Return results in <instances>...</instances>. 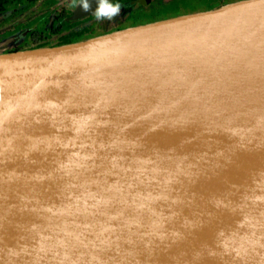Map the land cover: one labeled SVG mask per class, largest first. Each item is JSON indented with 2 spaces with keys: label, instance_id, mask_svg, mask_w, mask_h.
<instances>
[{
  "label": "water",
  "instance_id": "95a60500",
  "mask_svg": "<svg viewBox=\"0 0 264 264\" xmlns=\"http://www.w3.org/2000/svg\"><path fill=\"white\" fill-rule=\"evenodd\" d=\"M0 264H264V0L0 52Z\"/></svg>",
  "mask_w": 264,
  "mask_h": 264
},
{
  "label": "rangeland",
  "instance_id": "374dc122",
  "mask_svg": "<svg viewBox=\"0 0 264 264\" xmlns=\"http://www.w3.org/2000/svg\"><path fill=\"white\" fill-rule=\"evenodd\" d=\"M68 1L69 0H45L33 3L28 2L27 0H9L5 5L6 12L0 14V28L9 26L11 23L16 22V20H21L27 21L30 26H37V29H44V32L48 33L51 29V24L58 25V33H51L49 35H46L45 33V37L42 38V40H45L43 43L44 45H56L60 40L59 34L70 29L76 30L82 22L97 21L100 25L94 27L92 34H84L81 37H71L68 42L77 41L100 33L124 28L126 26L162 19L176 14L208 9L233 0H176L177 4H168V6L159 10H154L152 13L145 16H141L140 14H130V9L136 6L137 3H139V0H110L111 3L115 4L118 2L121 5L119 14L112 19H97L95 11L94 14L74 22L65 19V16L70 14V11L66 10ZM53 2H63L64 5H61L59 8H63L64 12L60 11L59 8H56V11L50 10L49 12V8H53ZM43 15L46 16L43 17ZM8 18H11V20ZM21 41V36H12L5 41H0V52H8L30 47L29 41Z\"/></svg>",
  "mask_w": 264,
  "mask_h": 264
},
{
  "label": "flooded vegetation",
  "instance_id": "af4514ba",
  "mask_svg": "<svg viewBox=\"0 0 264 264\" xmlns=\"http://www.w3.org/2000/svg\"><path fill=\"white\" fill-rule=\"evenodd\" d=\"M27 1L32 2L29 0H27ZM38 1H45V0H36V1H33V3L38 2ZM80 1L81 0H69L67 2L66 10L70 11V14L65 16V19L67 21L74 22V21L82 19L86 16L92 15V14H94V12L98 8L97 7L95 11L88 13L84 16H81L79 18L69 19V17L72 15L73 10L78 6ZM130 1H133V0H130ZM8 2H9V0H6V2L4 3V8ZM168 4L175 5L177 3H176V0H139V3H137L136 6H134L130 9V14L131 13L132 14H140L141 16H143V15L145 16L149 13H152L154 10H159V9H162V8L168 6ZM61 5H64V3L63 2H61V3L53 2V4H52L53 8H49L48 11L49 12H50V10L56 11V8L61 7ZM59 9H60V11L64 12L63 8H59ZM4 12H6V9ZM4 12H1V13H4ZM60 13H59V15H60ZM44 16H46V15H43V17ZM56 16H58V15H56ZM8 19L11 20V18H8ZM98 25H100V23H98L97 21L82 22L76 30L70 29V30L64 31L62 34H59L60 40L56 44L62 43V41L65 37H66V41L68 42L71 37H77V36L81 37L84 34L85 35L86 34H92L94 31L93 30L94 27L98 26ZM83 28H88L89 31L81 33V29H83ZM44 31H45L44 29L43 30H41L40 28L37 29V26H33V25L30 26L27 21L16 20V22L11 23L9 26H5L3 28H0V41H5L9 37H12V36H21L23 42L29 41L30 47H36L38 45L43 46L44 45L43 43L45 42V40H42V38L45 37V33H46V35L47 34L49 35L51 33H58L59 26L51 24V29L49 30V32L47 33Z\"/></svg>",
  "mask_w": 264,
  "mask_h": 264
},
{
  "label": "clouds",
  "instance_id": "9594fccd",
  "mask_svg": "<svg viewBox=\"0 0 264 264\" xmlns=\"http://www.w3.org/2000/svg\"><path fill=\"white\" fill-rule=\"evenodd\" d=\"M83 7L85 10L89 8L88 0H83ZM121 10L120 3H111L110 0H99V6L95 12L97 19H112L119 14Z\"/></svg>",
  "mask_w": 264,
  "mask_h": 264
},
{
  "label": "trees",
  "instance_id": "16d2710c",
  "mask_svg": "<svg viewBox=\"0 0 264 264\" xmlns=\"http://www.w3.org/2000/svg\"><path fill=\"white\" fill-rule=\"evenodd\" d=\"M29 1H36V0H29ZM6 2V0H0V13L1 12H4L5 11V8H4V3ZM87 31H89V29L88 28H83V29H81V33H83V32H87ZM79 34V33H78ZM67 41H66V37L63 39V41H62V43H66ZM38 46H40V45H38Z\"/></svg>",
  "mask_w": 264,
  "mask_h": 264
},
{
  "label": "bare ground",
  "instance_id": "6f19581e",
  "mask_svg": "<svg viewBox=\"0 0 264 264\" xmlns=\"http://www.w3.org/2000/svg\"><path fill=\"white\" fill-rule=\"evenodd\" d=\"M95 0H88V3H89V7L93 4V2H94ZM81 11L83 12V11H85V9H84V7H83V2H82V4H81Z\"/></svg>",
  "mask_w": 264,
  "mask_h": 264
}]
</instances>
